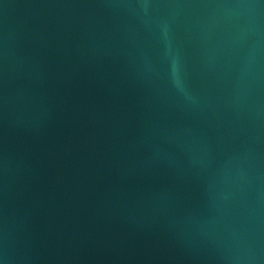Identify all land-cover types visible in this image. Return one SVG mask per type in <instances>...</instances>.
Returning <instances> with one entry per match:
<instances>
[{"label": "water", "instance_id": "water-1", "mask_svg": "<svg viewBox=\"0 0 264 264\" xmlns=\"http://www.w3.org/2000/svg\"><path fill=\"white\" fill-rule=\"evenodd\" d=\"M0 264H264V0H0Z\"/></svg>", "mask_w": 264, "mask_h": 264}]
</instances>
